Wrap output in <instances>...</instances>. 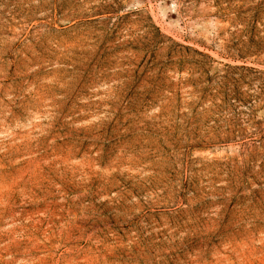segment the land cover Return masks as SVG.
Wrapping results in <instances>:
<instances>
[{"label":"rangeland","instance_id":"rangeland-1","mask_svg":"<svg viewBox=\"0 0 264 264\" xmlns=\"http://www.w3.org/2000/svg\"><path fill=\"white\" fill-rule=\"evenodd\" d=\"M0 264H264V0H0Z\"/></svg>","mask_w":264,"mask_h":264}]
</instances>
